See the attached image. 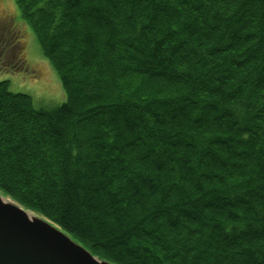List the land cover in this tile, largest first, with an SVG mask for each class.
<instances>
[{
    "label": "trees",
    "instance_id": "16d2710c",
    "mask_svg": "<svg viewBox=\"0 0 264 264\" xmlns=\"http://www.w3.org/2000/svg\"><path fill=\"white\" fill-rule=\"evenodd\" d=\"M14 2L66 100L0 82V193L112 264H264V0Z\"/></svg>",
    "mask_w": 264,
    "mask_h": 264
},
{
    "label": "rangeland",
    "instance_id": "374dc122",
    "mask_svg": "<svg viewBox=\"0 0 264 264\" xmlns=\"http://www.w3.org/2000/svg\"><path fill=\"white\" fill-rule=\"evenodd\" d=\"M0 54V82H8L10 93L29 96L35 109H52L65 102L60 80L14 0H0Z\"/></svg>",
    "mask_w": 264,
    "mask_h": 264
},
{
    "label": "water",
    "instance_id": "95a60500",
    "mask_svg": "<svg viewBox=\"0 0 264 264\" xmlns=\"http://www.w3.org/2000/svg\"><path fill=\"white\" fill-rule=\"evenodd\" d=\"M0 264H112L0 193Z\"/></svg>",
    "mask_w": 264,
    "mask_h": 264
},
{
    "label": "flooded vegetation",
    "instance_id": "af4514ba",
    "mask_svg": "<svg viewBox=\"0 0 264 264\" xmlns=\"http://www.w3.org/2000/svg\"><path fill=\"white\" fill-rule=\"evenodd\" d=\"M6 43H7V42H6ZM8 43H9V42H8ZM4 44H5V42H4V43H2V45H4ZM3 51H5V49H4ZM1 54H2V53H1ZM1 54H0V55H1Z\"/></svg>",
    "mask_w": 264,
    "mask_h": 264
}]
</instances>
